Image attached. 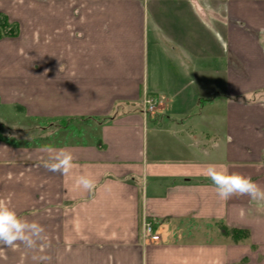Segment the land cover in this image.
Here are the masks:
<instances>
[{"label": "crops", "instance_id": "0c3cea01", "mask_svg": "<svg viewBox=\"0 0 264 264\" xmlns=\"http://www.w3.org/2000/svg\"><path fill=\"white\" fill-rule=\"evenodd\" d=\"M0 15L18 29L0 39V122H95L58 145L0 134V207L45 229L0 245V264H264V205L207 175L264 189V0H0ZM61 149L66 175L44 166ZM183 222L248 237L171 241Z\"/></svg>", "mask_w": 264, "mask_h": 264}, {"label": "clouds", "instance_id": "9594fccd", "mask_svg": "<svg viewBox=\"0 0 264 264\" xmlns=\"http://www.w3.org/2000/svg\"><path fill=\"white\" fill-rule=\"evenodd\" d=\"M48 150L51 151V149ZM72 162V154L61 149L44 166L53 173L66 175L72 168ZM207 175L221 199L227 200L233 195H246L256 205H264V189L250 177L220 171L215 165L208 166ZM77 184L88 192L95 188V181L85 175L78 178ZM44 238L45 229L41 224L20 217L11 208L0 207V245L15 247L17 242H20L26 248L32 249L36 248L38 242L43 241Z\"/></svg>", "mask_w": 264, "mask_h": 264}, {"label": "rangeland", "instance_id": "374dc122", "mask_svg": "<svg viewBox=\"0 0 264 264\" xmlns=\"http://www.w3.org/2000/svg\"><path fill=\"white\" fill-rule=\"evenodd\" d=\"M161 103L159 102L153 111L159 108ZM32 124L35 125L33 127L29 125L28 127H23L18 125H6L0 122V134L4 137H8L10 140L22 141L21 143L29 145H58L66 142L80 141L85 136L91 135L95 122L93 120L63 119L39 121ZM216 226L211 223L205 225L204 223L198 222L175 224V231L173 232L174 234L171 241L190 240L197 233L200 234L202 241L219 240L220 227L218 225Z\"/></svg>", "mask_w": 264, "mask_h": 264}, {"label": "trees", "instance_id": "16d2710c", "mask_svg": "<svg viewBox=\"0 0 264 264\" xmlns=\"http://www.w3.org/2000/svg\"><path fill=\"white\" fill-rule=\"evenodd\" d=\"M17 25L9 23L4 15H0V39L4 37H14L17 35ZM74 120V119H68ZM85 120V119H79ZM153 231H154V226ZM220 230L223 236L230 237L233 242L244 240L248 237V233L245 230L227 229L220 224Z\"/></svg>", "mask_w": 264, "mask_h": 264}, {"label": "built area", "instance_id": "2783aa9c", "mask_svg": "<svg viewBox=\"0 0 264 264\" xmlns=\"http://www.w3.org/2000/svg\"><path fill=\"white\" fill-rule=\"evenodd\" d=\"M159 102L161 103L160 99H158V98L147 97L144 100L143 105H144L146 111L153 112V110L155 109L156 105L159 104ZM152 226L153 225L151 223H145V225L143 227L144 234H145V236L149 237L150 241L158 242L159 237L154 234Z\"/></svg>", "mask_w": 264, "mask_h": 264}]
</instances>
